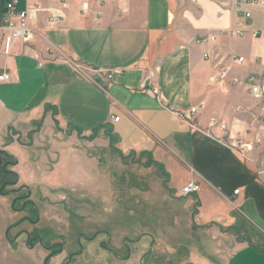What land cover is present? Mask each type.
I'll return each mask as SVG.
<instances>
[{"label":"crops","instance_id":"1","mask_svg":"<svg viewBox=\"0 0 264 264\" xmlns=\"http://www.w3.org/2000/svg\"><path fill=\"white\" fill-rule=\"evenodd\" d=\"M244 1L67 0L55 24L49 11L37 15L30 42L8 44L0 29V73L13 74L0 82V149L22 166L19 148L33 149L22 143L26 137L36 143L74 128L82 139L113 140L124 153L158 166L174 193L191 180L200 184L194 196L201 221L193 232L207 235L205 247L198 241L189 248L191 264H264V175L172 112L205 100L196 117L201 127L213 115L237 124L236 106L252 104L245 82L223 92L210 81L219 61L243 81L264 74V36L252 33L264 29L263 7L246 3V35L221 33L239 28L237 3ZM25 8L19 0L16 9ZM211 34L217 38L208 39ZM233 54L245 60L234 62Z\"/></svg>","mask_w":264,"mask_h":264},{"label":"rangeland","instance_id":"2","mask_svg":"<svg viewBox=\"0 0 264 264\" xmlns=\"http://www.w3.org/2000/svg\"><path fill=\"white\" fill-rule=\"evenodd\" d=\"M67 132L47 133L36 143L24 138L22 143H32L33 149L19 148L22 166L13 167L20 175L17 187L30 186L40 215L37 227L64 246L50 264H62L81 251L82 234L96 237H81L84 249L74 254L72 264H191L190 250L198 241L204 246L207 235L193 232L201 221L197 197L182 195L183 186L174 193L158 166L124 153L113 140L82 139L74 128ZM14 197L0 194V264H43L47 252L39 245L30 250L25 236L17 243L4 237L7 226L27 213L13 209ZM21 228L33 226L24 222L11 233Z\"/></svg>","mask_w":264,"mask_h":264},{"label":"built area","instance_id":"3","mask_svg":"<svg viewBox=\"0 0 264 264\" xmlns=\"http://www.w3.org/2000/svg\"><path fill=\"white\" fill-rule=\"evenodd\" d=\"M48 1L57 2L60 7H47ZM251 2L256 6L264 8V0H245L243 4L237 3L240 12V26L237 29L222 30L221 33L244 36L249 31L251 24L250 13L246 9V3ZM19 0H10L6 2V10L3 18V24L0 29L5 31L8 44L16 41L30 42L33 39L34 28L33 22L37 15L42 11L50 12V23L55 24L65 16V7L67 0H26V8L18 11L16 5ZM87 10V7H84ZM254 35L264 36V29L252 28ZM208 39L215 40L216 34H211ZM204 40V39H203ZM234 62L242 63L245 56H231ZM215 71L210 76L213 85L218 86L223 92L229 90L230 85H239L242 82L247 84L252 104L237 105L236 112L240 114L237 124H231L228 121L213 115L209 118L208 124L201 127L196 122V117L206 107V101L201 100L197 104H193L185 109H172L173 114L182 122L187 123L191 127L200 130L208 136L218 140L224 145L236 150L240 155L250 163L254 164L259 175H264V159L260 157V150L264 147V74H250L245 81L238 76H230L231 66L223 64L219 61L215 67ZM111 77L112 74L109 73ZM148 77L142 84L147 88ZM13 79L10 72L0 73V82H9ZM114 121H119L120 116L113 117ZM238 124L241 125L238 129ZM200 184L196 181H189L182 187V195H191L200 191ZM239 189L234 191L235 194Z\"/></svg>","mask_w":264,"mask_h":264},{"label":"flooded vegetation","instance_id":"4","mask_svg":"<svg viewBox=\"0 0 264 264\" xmlns=\"http://www.w3.org/2000/svg\"><path fill=\"white\" fill-rule=\"evenodd\" d=\"M14 157L15 156L9 153L0 151V194L6 196L8 193H14L15 197L12 200L13 209L17 211V213L21 211H27V213L22 215L14 224L7 226L4 237L12 243H17L21 240L22 236H25V246L32 250L39 245L47 252L46 257L43 260V264H50V259L61 253L64 246L60 241H54L53 238H48L46 236V233L50 231H47L43 227H37V224L40 222V215L35 201L31 198L32 192L30 186L23 183L17 187L20 175L18 171L13 168L18 165L17 158L15 159ZM7 187L9 188L7 189ZM23 190H25V192L21 193L20 191ZM24 222L32 224L33 228H21L17 231V233H11L13 229L19 227ZM81 237L92 240L96 236L94 235L92 237H88L85 234L80 235L79 245L81 246V251L79 250L71 253L67 261L62 264H72L71 262L74 258V254L83 252L84 247L81 242ZM101 245L104 248L111 250L106 242H102ZM126 247L128 254H130V245L128 243H126ZM114 254L117 256L115 252Z\"/></svg>","mask_w":264,"mask_h":264},{"label":"water","instance_id":"5","mask_svg":"<svg viewBox=\"0 0 264 264\" xmlns=\"http://www.w3.org/2000/svg\"><path fill=\"white\" fill-rule=\"evenodd\" d=\"M6 1L9 2L10 0H0V2H1L2 5H4ZM0 151H3L4 153H7L6 151L1 150V149H0ZM14 158L16 159V157H14ZM17 161H18V159H17ZM30 194H31V192H30Z\"/></svg>","mask_w":264,"mask_h":264},{"label":"trees","instance_id":"6","mask_svg":"<svg viewBox=\"0 0 264 264\" xmlns=\"http://www.w3.org/2000/svg\"><path fill=\"white\" fill-rule=\"evenodd\" d=\"M162 169H164L163 166H162ZM165 173H166V172H165Z\"/></svg>","mask_w":264,"mask_h":264}]
</instances>
